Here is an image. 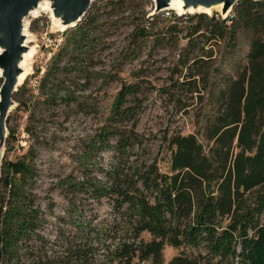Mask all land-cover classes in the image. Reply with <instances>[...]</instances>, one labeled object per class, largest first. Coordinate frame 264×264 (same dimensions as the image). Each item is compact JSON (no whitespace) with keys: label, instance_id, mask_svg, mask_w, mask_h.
I'll list each match as a JSON object with an SVG mask.
<instances>
[{"label":"trees","instance_id":"1","mask_svg":"<svg viewBox=\"0 0 264 264\" xmlns=\"http://www.w3.org/2000/svg\"><path fill=\"white\" fill-rule=\"evenodd\" d=\"M143 1L152 5V0ZM136 4H90L53 51L39 78L37 97L53 104L56 94L44 86L58 81L56 72L82 70L77 56L88 55L100 31V16ZM240 35L247 37L245 63L234 74H218L220 68L213 66L212 50L205 43H222L232 58ZM148 38L156 45L170 38L185 40L177 54L180 76L170 77L166 90L174 107L182 106L188 114L195 99L201 102L204 92L216 89L214 104L200 130L163 133L169 159L162 169L155 159L142 158L144 137L136 130L135 111L143 81H120L107 118L91 138L97 152L112 153L102 177L89 174L84 166L81 178L68 175L59 182L65 215L82 220L73 233L82 232L86 241L69 247L66 256L89 264L87 228L94 220V206L104 200L113 230L131 235L110 251L117 264H163L165 245L177 250L166 264H264V0H238L225 17L218 12L172 16L170 11L169 18H161L144 11L131 42L140 48ZM23 87L18 86L14 99ZM64 94L78 101L68 90ZM31 114L29 108L28 119ZM24 129L35 137L27 123ZM9 135L12 131L5 144ZM89 150L83 156L85 165L91 161ZM7 152L0 156V264H53L52 243L41 231L48 219L34 191L35 151L30 145L23 153ZM47 207L53 208L50 198ZM58 237L66 235L60 232Z\"/></svg>","mask_w":264,"mask_h":264},{"label":"rangeland","instance_id":"2","mask_svg":"<svg viewBox=\"0 0 264 264\" xmlns=\"http://www.w3.org/2000/svg\"><path fill=\"white\" fill-rule=\"evenodd\" d=\"M103 1L92 0L91 4L99 5ZM136 3L131 9H120L108 16H100V31L95 42L88 48V55L84 53L77 56L78 60L83 61L82 70L56 72L53 76L58 81L44 86L56 94L53 104L45 103L42 98L37 97L38 81L49 64L53 51L66 37L65 30L71 27L60 29L51 11L47 9L40 10L35 15L30 14L24 19L27 45L33 49V54L27 62L29 72L18 85L24 83V87L17 91L15 99L12 97L14 104L7 113L5 127L6 136L10 131L13 135L10 139V135L8 136L6 144L4 142L0 156L6 152V148L9 156L15 152L23 153L30 145L35 151L34 191L48 219L41 231L52 243L51 253L56 257L53 264H78L73 258L69 259L66 252L69 247L86 242L83 238L85 234L79 231L73 233L82 220L65 215L66 201L59 182L68 175L81 178L85 167L89 168V174L102 177V170L111 161L112 153L110 149L97 152V148L91 146V138L107 118L120 81H143L138 96L139 105L135 111L136 130L144 137L142 158L148 161L155 159L162 169L169 159V153L162 142L163 133L181 131L185 134L200 130L204 114L215 101L216 89H212L209 93L204 92L201 102L195 99L188 114L180 109L182 106L174 107L170 92L166 90L170 89L167 88L170 77L174 79L180 76V68L176 64L177 54L185 40L179 38L174 41L170 38L163 44L156 45L148 38L137 48L131 42V33L142 13L152 12L153 2L151 6L143 0H136ZM171 11L172 16L192 14L179 13L175 9ZM157 15L166 17L161 11ZM31 23L33 29H30ZM204 47L212 50L213 66L220 68L218 74H234L236 67L245 63L247 37H238L237 52L232 58H229L227 50L224 52L220 42L210 41ZM212 77L214 76L211 75ZM67 90L78 101L65 97L64 91ZM29 108L32 111L31 119L27 117ZM26 123L34 130L35 137L26 133ZM125 123L129 125L131 122ZM197 133L201 138V132ZM89 148L91 161L85 165L83 156ZM49 198L53 201L51 210L47 207ZM86 209L89 214L90 208ZM92 214H95L94 220L87 226L91 233L86 239L92 247L87 254V261L89 264H117L110 251L122 241L131 240V235L113 230L114 224H111L104 200L100 205L94 206ZM61 216L65 219L64 222L58 219ZM60 232L66 238L58 237ZM71 235H74V239ZM141 236L145 239L149 237L147 233H142ZM176 252V249L165 245L162 251L163 264ZM134 264L153 263L134 260Z\"/></svg>","mask_w":264,"mask_h":264},{"label":"water","instance_id":"3","mask_svg":"<svg viewBox=\"0 0 264 264\" xmlns=\"http://www.w3.org/2000/svg\"><path fill=\"white\" fill-rule=\"evenodd\" d=\"M41 0H0V153L6 137L5 120L10 106L14 104L12 94L16 91L17 76L20 72V55L25 50L24 19ZM54 16L60 17L65 28L73 27L81 20L92 0H47ZM184 8L198 5L209 6L221 3V17H225L238 0H182ZM152 13L170 9L169 0H152ZM204 12V11H199ZM185 13V12H183ZM195 13V12H191ZM54 17V18H55ZM70 24V25H69ZM64 28V29H65ZM2 155V154H1Z\"/></svg>","mask_w":264,"mask_h":264},{"label":"bare ground","instance_id":"4","mask_svg":"<svg viewBox=\"0 0 264 264\" xmlns=\"http://www.w3.org/2000/svg\"><path fill=\"white\" fill-rule=\"evenodd\" d=\"M167 7L170 9L177 10L179 13H183V12H185V13L190 12L191 13V12L204 11L205 13L211 14L214 11H220L221 12V3H219V4L215 3V4H212L209 6L198 5L196 7L190 6L188 8H184V4H183L182 0H169ZM46 9L51 11L52 17H53L54 21L59 24L60 29H64L65 26H67L61 22L60 17L54 16L50 2L47 0H41L35 6H33V8L29 12V15L30 14L35 15L38 13V11L46 10ZM25 32L26 31H25V25H24V29L22 31L24 39L22 41V44L24 45L25 50L20 55V61H19L20 72L17 76V84L21 83L23 81V79L25 78V76L28 74V72H29L28 68L29 67L27 68V62L33 54V49L27 45L28 39L26 38L27 34ZM10 108H11V106H10Z\"/></svg>","mask_w":264,"mask_h":264},{"label":"built area","instance_id":"5","mask_svg":"<svg viewBox=\"0 0 264 264\" xmlns=\"http://www.w3.org/2000/svg\"><path fill=\"white\" fill-rule=\"evenodd\" d=\"M170 11L171 9H165V10H162L161 12H163L166 17H170Z\"/></svg>","mask_w":264,"mask_h":264}]
</instances>
